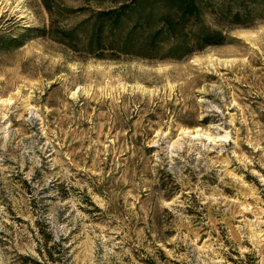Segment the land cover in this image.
<instances>
[{
    "label": "rangeland",
    "instance_id": "obj_1",
    "mask_svg": "<svg viewBox=\"0 0 264 264\" xmlns=\"http://www.w3.org/2000/svg\"><path fill=\"white\" fill-rule=\"evenodd\" d=\"M257 1L174 59L58 39L108 0H0V264H264Z\"/></svg>",
    "mask_w": 264,
    "mask_h": 264
},
{
    "label": "trees",
    "instance_id": "obj_2",
    "mask_svg": "<svg viewBox=\"0 0 264 264\" xmlns=\"http://www.w3.org/2000/svg\"><path fill=\"white\" fill-rule=\"evenodd\" d=\"M210 1L108 0L110 6L91 10L76 25L61 30L58 39L74 50L80 49L97 57L107 55L106 50L110 55L181 59L206 46L228 41L226 31L206 24L207 14L219 25L246 27L258 4L257 0H225L214 4ZM43 3L52 27L57 12L50 0H43ZM261 13L264 17V12ZM41 34L49 33L43 29ZM145 262L155 264L151 258H146Z\"/></svg>",
    "mask_w": 264,
    "mask_h": 264
},
{
    "label": "bare ground",
    "instance_id": "obj_3",
    "mask_svg": "<svg viewBox=\"0 0 264 264\" xmlns=\"http://www.w3.org/2000/svg\"><path fill=\"white\" fill-rule=\"evenodd\" d=\"M183 132H185V133H188L189 131H187V130H184ZM197 134H198V132H197ZM197 134H195V135H197ZM207 137H209V136H207Z\"/></svg>",
    "mask_w": 264,
    "mask_h": 264
}]
</instances>
